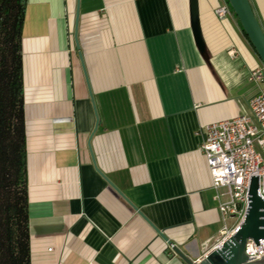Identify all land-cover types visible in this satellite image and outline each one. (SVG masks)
Returning a JSON list of instances; mask_svg holds the SVG:
<instances>
[{"label": "crops", "instance_id": "0c3cea01", "mask_svg": "<svg viewBox=\"0 0 264 264\" xmlns=\"http://www.w3.org/2000/svg\"><path fill=\"white\" fill-rule=\"evenodd\" d=\"M249 2L264 30V0ZM224 3L198 0L205 59L188 0H27L31 264H185L171 245L193 260L213 248L222 222L204 128L249 113L262 65L231 8L216 17Z\"/></svg>", "mask_w": 264, "mask_h": 264}, {"label": "trees", "instance_id": "16d2710c", "mask_svg": "<svg viewBox=\"0 0 264 264\" xmlns=\"http://www.w3.org/2000/svg\"><path fill=\"white\" fill-rule=\"evenodd\" d=\"M27 0H0V264H31L21 37Z\"/></svg>", "mask_w": 264, "mask_h": 264}, {"label": "built area", "instance_id": "2783aa9c", "mask_svg": "<svg viewBox=\"0 0 264 264\" xmlns=\"http://www.w3.org/2000/svg\"><path fill=\"white\" fill-rule=\"evenodd\" d=\"M228 9L229 5L224 3L214 13L223 19ZM248 80L260 86L248 100L249 113L206 125L200 146L222 222L213 247L232 235L240 224L248 205L250 175H258V194L264 199V64L253 69ZM258 244L247 240L245 255L253 257L248 261L264 256V238Z\"/></svg>", "mask_w": 264, "mask_h": 264}, {"label": "water", "instance_id": "95a60500", "mask_svg": "<svg viewBox=\"0 0 264 264\" xmlns=\"http://www.w3.org/2000/svg\"><path fill=\"white\" fill-rule=\"evenodd\" d=\"M226 1L237 17L245 35L249 39L252 47L259 57L261 61L260 63L264 64V30H262L257 17H255V13L249 0ZM188 10L190 19L189 25L191 26V31L194 37L193 39L200 54L206 59V48L200 29L198 0H188ZM78 16L79 8L77 6L73 33L76 44ZM81 63L83 68L82 70H84L82 58ZM84 75L87 81L85 70ZM88 90L91 102L93 103V98L89 86ZM96 128L97 119L94 128L90 136L88 137L89 148L91 140L90 137H92ZM93 163L96 171L102 176V178H104L105 181L111 187H113L115 191H117V193H119L127 201L128 204H130V202L121 193V191H118L114 184L108 178H106V176L97 168L94 159ZM247 202L248 205L246 211L244 212V216L235 232L227 239L222 241L219 245L207 251L200 259L193 260L191 257L183 253V251L178 246L171 245L174 253L179 256L185 264H264V256L254 261H248L247 259L253 257L248 258L244 252L247 240H252L253 242H255V245H259L258 240L264 238V199H262V197L258 194V175H250L247 191ZM130 205L138 211V209L134 205ZM138 213L141 215V217L143 216L140 211H138ZM151 226L153 225L151 224ZM154 229L159 236H161L164 240L171 244L160 230L155 227Z\"/></svg>", "mask_w": 264, "mask_h": 264}, {"label": "rangeland", "instance_id": "374dc122", "mask_svg": "<svg viewBox=\"0 0 264 264\" xmlns=\"http://www.w3.org/2000/svg\"><path fill=\"white\" fill-rule=\"evenodd\" d=\"M230 7V6H229Z\"/></svg>", "mask_w": 264, "mask_h": 264}]
</instances>
